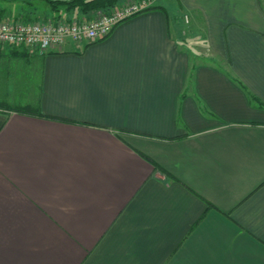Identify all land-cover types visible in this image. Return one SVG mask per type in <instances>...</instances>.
Segmentation results:
<instances>
[{
  "label": "crops",
  "instance_id": "obj_1",
  "mask_svg": "<svg viewBox=\"0 0 264 264\" xmlns=\"http://www.w3.org/2000/svg\"><path fill=\"white\" fill-rule=\"evenodd\" d=\"M0 264H264V0L0 49Z\"/></svg>",
  "mask_w": 264,
  "mask_h": 264
},
{
  "label": "built area",
  "instance_id": "obj_2",
  "mask_svg": "<svg viewBox=\"0 0 264 264\" xmlns=\"http://www.w3.org/2000/svg\"><path fill=\"white\" fill-rule=\"evenodd\" d=\"M157 0H131L93 20L33 21L9 20L0 22V49L23 48L44 56L60 52L69 42L94 44L111 35L122 23L155 7ZM185 22H189L185 17Z\"/></svg>",
  "mask_w": 264,
  "mask_h": 264
},
{
  "label": "rangeland",
  "instance_id": "obj_3",
  "mask_svg": "<svg viewBox=\"0 0 264 264\" xmlns=\"http://www.w3.org/2000/svg\"><path fill=\"white\" fill-rule=\"evenodd\" d=\"M48 0H0V14L2 18L0 22L9 21V20H21L24 22H33L35 21H56V20H77L82 21L84 19L93 20L99 13L108 12L107 10H99L90 13V16L84 15L79 9L71 10L66 12V8L61 7L59 12H53L51 6L47 3ZM61 2H70L71 0H59ZM131 0H123L119 6L123 3H127ZM160 0H157L159 3ZM156 3V5H157ZM114 6L112 9H114ZM111 9V10H112ZM2 11V13H1ZM31 17L33 21H27L26 17ZM185 22V21H184ZM187 25V23H186ZM185 37L187 33L184 32ZM188 44V43H186Z\"/></svg>",
  "mask_w": 264,
  "mask_h": 264
},
{
  "label": "trees",
  "instance_id": "obj_4",
  "mask_svg": "<svg viewBox=\"0 0 264 264\" xmlns=\"http://www.w3.org/2000/svg\"><path fill=\"white\" fill-rule=\"evenodd\" d=\"M123 0H71L70 2H61L59 0H48L47 3L53 9V12H59L61 7L66 8V12L79 9L84 15L90 16L91 12L99 10H111L114 6L120 4ZM154 8V7H153ZM151 8V9H153ZM158 8V7H157ZM2 13V11H1ZM2 14H0V20ZM27 21H33L31 17H26ZM36 19H34L35 21ZM254 105L261 106V103L256 98H251Z\"/></svg>",
  "mask_w": 264,
  "mask_h": 264
}]
</instances>
